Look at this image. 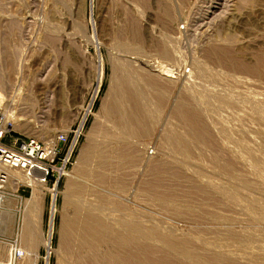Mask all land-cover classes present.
Segmentation results:
<instances>
[{"label": "rangeland", "instance_id": "rangeland-1", "mask_svg": "<svg viewBox=\"0 0 264 264\" xmlns=\"http://www.w3.org/2000/svg\"><path fill=\"white\" fill-rule=\"evenodd\" d=\"M0 115L79 135L58 184L9 172L7 262L264 264V0H0Z\"/></svg>", "mask_w": 264, "mask_h": 264}, {"label": "built area", "instance_id": "built-area-1", "mask_svg": "<svg viewBox=\"0 0 264 264\" xmlns=\"http://www.w3.org/2000/svg\"><path fill=\"white\" fill-rule=\"evenodd\" d=\"M8 130L0 115V249L4 239V215L6 212L7 184L10 182L9 172L19 171L29 185L47 186L51 180L60 181L71 163L74 150L78 144L79 135L69 141V135L61 134L50 141L39 139H16L13 145L6 146L3 140ZM66 146V148H65ZM10 264L16 263L21 248L18 242L11 243ZM0 264H3L0 260Z\"/></svg>", "mask_w": 264, "mask_h": 264}, {"label": "bare ground", "instance_id": "bare-ground-1", "mask_svg": "<svg viewBox=\"0 0 264 264\" xmlns=\"http://www.w3.org/2000/svg\"><path fill=\"white\" fill-rule=\"evenodd\" d=\"M101 74V73H100ZM10 174V173H9ZM9 177H11L10 175H9ZM20 177V176H19ZM11 179V178H10ZM41 187V186H40ZM40 192V191H39ZM42 194V193H41ZM45 194V193H44ZM55 196V195H54ZM43 197H44V195H43ZM8 203V202H7ZM31 204V205H30ZM26 206V208H28V207H34L35 208V210L36 209H38V206H39V200H38V198L36 197V194L34 195V197L31 199V200H29V201H27L26 202V204H25ZM53 210V209H52ZM54 211V210H53ZM10 216V214L8 215V217ZM11 219V217H9V220ZM9 220L7 219V222H9ZM25 220V219H24ZM27 221V220H26ZM27 222H29V220L27 221ZM89 222V221H88ZM91 223V222H90ZM93 224V223H92ZM96 224V223H95ZM7 225H8V223H6V225H5V228H4V231H3V233L2 234H5V232H6V230L8 231V229H6V227H7ZM90 225V224H89ZM97 225H98V223H97ZM100 225V224H99ZM93 226V225H92ZM102 227V226H101ZM89 228V227H88ZM88 231V230H87ZM91 231V230H90ZM92 232V231H91ZM115 237V236H114ZM91 240V239H90ZM141 240V239H140ZM89 241V240H88ZM117 241V240H116ZM125 241V240H124ZM4 243V242H3ZM90 243V242H89ZM119 243V242H118ZM49 244H50V241H47V245H48V247H49ZM181 247H183V245L181 246ZM185 247H187V246H185ZM124 248V247H123ZM173 250V249H172ZM171 253V252H170ZM7 247L3 244H1V249H0V260L1 261H6L7 262ZM26 254L27 255H29L26 251H24L22 248H21V251H20V254H19V256L18 255H16V256H18V257H21L22 259H24V258H26ZM138 254V253H137ZM35 255V254H34ZM38 255V254H37ZM31 256V255H30ZM30 256H28V257H30ZM36 257V259H35V261H34V264H37V256H35ZM178 257V256H177ZM21 259V260H22Z\"/></svg>", "mask_w": 264, "mask_h": 264}, {"label": "crops", "instance_id": "crops-1", "mask_svg": "<svg viewBox=\"0 0 264 264\" xmlns=\"http://www.w3.org/2000/svg\"><path fill=\"white\" fill-rule=\"evenodd\" d=\"M26 209H28V210H26ZM25 209V211H24V229H23V232H24V234H22V245L23 246H25V249L27 248V249H30L31 247H30V245L26 242V240L25 239H27V237H28V234H29V230H30V228L31 227H33V228H35V226H36V223L35 222H33L32 220H33V217H31L32 215H33V212L34 213H36V210H34L35 208L34 207H28V208H26ZM7 217H8V215H7ZM5 218H6V214L4 215V225H6V223H5ZM30 221L28 224H27V222H25V221ZM8 223V222H7ZM5 228V227H4ZM4 228H3V231H4ZM3 231H2V233H3ZM3 237H4V235H3ZM5 241V240H4ZM4 244V243H3ZM2 244V245H3ZM3 264H10V262L8 261L7 263H3Z\"/></svg>", "mask_w": 264, "mask_h": 264}]
</instances>
